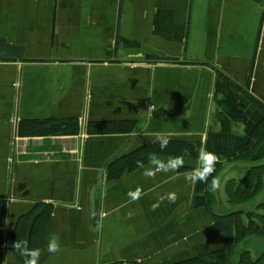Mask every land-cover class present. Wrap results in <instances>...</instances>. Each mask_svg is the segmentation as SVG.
<instances>
[{
	"label": "crops",
	"instance_id": "obj_1",
	"mask_svg": "<svg viewBox=\"0 0 264 264\" xmlns=\"http://www.w3.org/2000/svg\"><path fill=\"white\" fill-rule=\"evenodd\" d=\"M263 122L264 0H0V264H23L16 240L39 264H183L224 248L215 201L195 204L184 173L216 153L210 195L229 197ZM153 154L184 167L145 177L136 162Z\"/></svg>",
	"mask_w": 264,
	"mask_h": 264
},
{
	"label": "trees",
	"instance_id": "obj_2",
	"mask_svg": "<svg viewBox=\"0 0 264 264\" xmlns=\"http://www.w3.org/2000/svg\"><path fill=\"white\" fill-rule=\"evenodd\" d=\"M259 137L254 144L247 146L241 151V159L247 162L255 161L257 144L264 140V122L255 133ZM133 160V159H132ZM131 161H128L129 163ZM126 164V163H125ZM264 180V164L252 165L248 175L240 181L239 185H230L229 202L247 203L257 197L262 190ZM211 177L207 183H197V196L195 204L206 206L212 209V196L209 186ZM258 209L244 211L243 209L231 211L226 214L215 215L217 227L221 230L226 239L224 248L213 251L208 255L190 259L183 264H233V257L237 254L241 244L249 238L255 237L264 241V202L257 206ZM262 209L263 211H259ZM244 239V240H243ZM239 264H250V251L245 249L240 252ZM264 254L252 264H264ZM259 262V263H258Z\"/></svg>",
	"mask_w": 264,
	"mask_h": 264
},
{
	"label": "clouds",
	"instance_id": "obj_3",
	"mask_svg": "<svg viewBox=\"0 0 264 264\" xmlns=\"http://www.w3.org/2000/svg\"><path fill=\"white\" fill-rule=\"evenodd\" d=\"M156 143L163 150L167 148L170 143V138L166 134H158L155 137ZM149 166H145L142 161H137V167L143 169L142 174L148 178H155L157 173H176L184 167L185 160L183 156H172L167 160H162L153 154L150 158ZM219 162V157L216 153L208 151L206 148H201L198 152L197 165L188 172L184 173V179L191 185L197 183H207L209 177L213 176L216 170V164ZM221 181L219 178H213L211 180V190L216 191L220 188ZM143 195V191L140 187L135 190H130L128 196L131 201H137ZM178 196L175 192L167 194V199L170 203H175ZM14 251L20 253L24 257L23 264H39V259L42 254V250L39 248H29L26 240H16L12 244ZM49 254H57L60 252V243L58 237L53 234L49 237L45 249Z\"/></svg>",
	"mask_w": 264,
	"mask_h": 264
},
{
	"label": "rangeland",
	"instance_id": "obj_4",
	"mask_svg": "<svg viewBox=\"0 0 264 264\" xmlns=\"http://www.w3.org/2000/svg\"><path fill=\"white\" fill-rule=\"evenodd\" d=\"M261 163H264V162H262V161L253 162L254 165H259ZM242 165L243 164L235 165L234 170L240 169V167H243ZM220 168H221V166H220ZM223 168L224 167H222V169ZM222 169H221V171H222ZM241 179H242V177L239 176V177H236L235 179L231 180L233 182L232 185L233 186L239 185ZM214 196L212 199H214V201H215L214 202L215 203V209L220 214H226V213H229L231 211H237L238 209H241V208H245V210H244L245 212L250 211V210H256V209H258L257 206L260 203L264 202V180H263L261 192L258 194L257 197L253 198L251 201H247V203H239V202H232L231 203V202H229L228 195L224 199H223V197L218 198V197H216V196L214 197ZM259 211L262 212L263 210L260 209ZM241 245L242 246L239 248V250L237 252V253H239V255L238 254L235 255V257L233 258V264H239V261H240L239 258L241 256L240 252L245 250V249H248L250 251V261H248L250 264H252L254 261L259 259L264 254V241L261 239L252 237V238L246 239ZM263 263H264V260H263Z\"/></svg>",
	"mask_w": 264,
	"mask_h": 264
},
{
	"label": "flooded vegetation",
	"instance_id": "obj_5",
	"mask_svg": "<svg viewBox=\"0 0 264 264\" xmlns=\"http://www.w3.org/2000/svg\"><path fill=\"white\" fill-rule=\"evenodd\" d=\"M241 246H242V245H241ZM241 246H240V247H241ZM240 247H239V248H240ZM237 254L239 255V253H237ZM237 254H236V255H237ZM234 257H235V256H234ZM234 257H233V258H234ZM240 257H241V256H240ZM260 258H261V257H260ZM240 259H241V258H239V260H240ZM257 260H258V259H257ZM257 260H256V261H257ZM256 261H254V262H256ZM258 263H259V262H258Z\"/></svg>",
	"mask_w": 264,
	"mask_h": 264
}]
</instances>
